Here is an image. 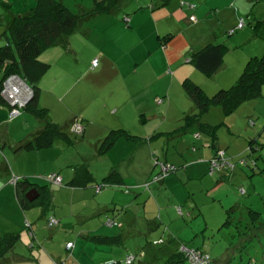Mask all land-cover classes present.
I'll list each match as a JSON object with an SVG mask.
<instances>
[{
	"label": "crops",
	"instance_id": "1",
	"mask_svg": "<svg viewBox=\"0 0 264 264\" xmlns=\"http://www.w3.org/2000/svg\"><path fill=\"white\" fill-rule=\"evenodd\" d=\"M59 1L72 12L76 7L81 14L95 1L103 0H92L90 8L82 0H73L75 6L70 7ZM249 2L119 0L111 13L97 16L116 19L81 20L73 34L40 55L39 60L49 64V70L39 81L38 106L46 109L48 120L74 142L68 145L64 136L54 134L50 142L39 145L37 138L44 131V122L23 109L18 117L10 119L9 107L0 106V237L11 234L20 239L0 264H106L123 261L130 254L139 255L136 264H154L175 255L181 241H193L192 247L208 252V238L205 232L201 237L198 229L200 224L208 229L213 218L194 202V190L189 191L186 182L200 180L201 174L214 182L205 174L210 156L189 162L201 171L191 173L195 179L187 172L170 175L163 184L145 191L141 186L151 174L149 150L153 151V135L146 142L147 118L158 117L156 101L165 97L169 101L172 90L181 88L186 79L208 96L223 88L218 83L207 90V77H201L188 58L210 43L224 44L227 55L217 75L226 66L227 57L234 54L231 52L257 46L259 29L242 28L244 17L252 16ZM253 2L264 6V0ZM35 5L36 0H0V47L6 45L1 36L13 19L26 15ZM190 17L195 22H190ZM260 19H264V11L255 21ZM240 21L242 30L237 34L235 28ZM261 29L264 34V26ZM225 35L231 36L230 44L225 42ZM94 60L98 61L97 71L91 67ZM78 66L82 69L76 70ZM107 70V78L97 80L92 75ZM235 72L234 65L231 74ZM76 121L82 124L81 135L71 133ZM119 130L145 142L119 139L108 152L99 154L108 134ZM113 172L117 176L96 193L97 185ZM48 175L60 176L61 185L47 182ZM219 176L216 186L224 179ZM13 178L32 185L25 194L36 189L38 196L31 203L26 200L28 207L21 204ZM209 186L202 190L210 194ZM38 188H43L45 195ZM179 208L189 215L191 223L185 225L177 219ZM224 209L220 207L219 216ZM98 215L103 218L95 220ZM164 215L170 220L168 232L161 222ZM51 218L57 221L54 227L49 226ZM110 221L117 226L109 227ZM158 239L168 244L159 258L152 256L150 250L155 247L149 245ZM67 244H71L70 249ZM212 261L228 264L224 256Z\"/></svg>",
	"mask_w": 264,
	"mask_h": 264
},
{
	"label": "rangeland",
	"instance_id": "2",
	"mask_svg": "<svg viewBox=\"0 0 264 264\" xmlns=\"http://www.w3.org/2000/svg\"><path fill=\"white\" fill-rule=\"evenodd\" d=\"M64 1L69 7L75 6L73 0ZM81 3H83L86 8L92 6V0H82ZM249 4V11L252 12V16L250 15V19L244 17L245 25H243L242 28L245 30L254 29L256 26V17L264 11L262 3L257 4L251 0ZM73 12L79 14L76 7H74ZM92 19L116 18L109 15ZM238 25L237 28H235L237 34L242 30ZM259 31L258 40H256L258 45H254L253 47L247 46L246 48H240L236 52H231L234 54H230V56L227 57L226 66L223 70L217 75L207 78L205 85L207 90H213L218 83H222L223 88L221 89H229L239 79L247 61L252 57L259 58L263 55L264 34L262 29ZM229 39H231V36L225 35L224 40L227 44H230L232 41ZM234 39H237V36ZM92 49L93 48H90V51H92ZM250 49H252L250 55L245 56ZM87 51L88 49H86V52ZM226 55L227 53L225 56ZM234 56L237 61L233 58ZM234 65L238 72L231 74ZM76 68V70L82 69V67L79 66ZM98 68L99 67L92 68V70L97 71ZM56 73H58V70ZM51 75L57 76L55 74ZM92 75L99 80L110 76V72L107 70L104 72L92 73ZM181 93H183V91L179 87L172 90V98L169 101L167 97L163 98L164 100L156 101L160 109L158 110L159 116L156 118H147L148 129L146 133L148 138H146V142L150 140L151 135L154 136L156 133H163L161 136L153 139V151L149 150V165L151 167L149 180L152 179V174L155 172L152 170V152H155L156 156L160 157V161L165 162L166 160L169 165L174 166L176 172L171 174V176L187 172L189 178L192 179H195V176L191 174L192 172H200L201 174V171L196 168L199 166H193L189 162L198 161L208 156L211 157V150L209 148L210 139L205 135H202L201 139H197L196 136H194L195 133H199L195 128L196 126L189 129L186 134L181 136H178L176 133V135L170 134V132H172L171 130H175L181 126L182 120H180V118H183V114L188 113L190 106H193L184 95L178 96ZM215 93H211L209 97L213 96ZM56 105L60 107V104ZM201 122L215 127L216 144L218 148L225 153V157L228 159L230 165L234 166L232 171L222 168L211 177V180L214 182L220 180L219 175H222V178L224 177L219 186H216V183L208 179L206 180L202 174V176L199 175L200 180L198 178L196 180H191L189 183L186 182V180H182L183 183L186 182V184L189 185V191L192 192V190H194V195H192L194 202H196L199 207L201 206L200 208H202L203 213L207 215L208 218H213L209 223V228L206 229L204 233V236L208 238L210 243H208V253L212 259L224 256L228 264H264V87L262 88L261 97L259 99L245 102L230 116H224L219 108L213 107L201 118ZM72 137H74V139L77 138L76 136ZM156 142L158 143L156 144ZM148 145L149 144H147V146ZM250 146L252 150L249 149ZM210 157L207 159L210 160ZM205 169V174L208 176V167ZM208 185H210L209 188L211 189L210 194L202 190L204 186ZM141 188L148 191L143 186H141ZM239 189L243 191V195L239 193ZM89 204L91 203L89 202ZM159 204L162 206L163 203L160 201ZM221 206L225 208L224 212L220 213V215L223 216H219V209ZM217 209L218 212L216 211ZM249 210L257 214L253 219L254 221L250 218L251 215ZM101 218H103V216L98 215L94 219L97 220ZM177 219L183 224L192 222V219L187 220L185 217H183L185 220H181L180 217ZM161 222L164 232H168L167 225L168 222H170L169 218L164 215L161 218ZM225 222L229 223V228H224L221 232L217 233L216 230L221 227V225L223 226ZM246 225L251 227L250 232L245 230ZM236 227L238 230L235 229ZM202 228L203 225L200 224L198 230H202ZM246 232H248L249 235H255L249 247V238L243 237L242 239L244 240H240L238 237L239 234H245ZM244 243H248L245 248L242 247ZM167 247L168 244H162L158 247L151 248L152 250H150V253L152 256H157L159 258L163 253V249ZM217 252L224 254L220 255ZM166 262L167 259L163 262L161 259H158L154 264H166ZM136 263L135 261V264Z\"/></svg>",
	"mask_w": 264,
	"mask_h": 264
},
{
	"label": "trees",
	"instance_id": "3",
	"mask_svg": "<svg viewBox=\"0 0 264 264\" xmlns=\"http://www.w3.org/2000/svg\"><path fill=\"white\" fill-rule=\"evenodd\" d=\"M118 3L119 0L95 1L93 7L89 11H82L81 14L77 15L59 0H36L35 7L26 15L15 17L2 34L1 39L6 43V45L0 47V94L3 84L2 82L11 75L21 78V80L31 89L32 98L25 105L23 110L28 111L36 119L43 121L45 124L42 135L37 138V143L39 145H44L45 143L50 142V139L54 134L64 136L63 138L66 140L68 145H73L74 142L70 135L61 133L58 126L48 120V111L38 106V98L40 94L39 81L49 70V64L39 60L40 55L51 46L57 44L62 38H67L73 34L81 20H92V18L97 16L109 14L118 6ZM262 26H264V19H260L256 22L254 31L256 32L258 29L260 30ZM227 50L228 49L224 44L210 43L197 52L192 53L188 58V63L200 74L210 78L222 68L223 59ZM263 87L264 53L259 58L252 57L247 61L239 79L232 87L226 90L220 89L211 97H209L202 90V88L197 86L190 79H186L182 82L181 88L183 94L185 98L192 103V111L184 114L181 126L170 132V134H178V136H181L186 134L189 129L196 126V130L199 131L196 135L197 139H201L202 135H205L210 139L209 148L211 150V158L208 161V176L213 177L214 174L222 168L232 171L234 166L230 165L228 159L225 157V153L222 152L216 144L215 127L202 123L201 118L208 113L210 108L213 107L219 108L224 116H230L245 102L259 99L261 97ZM0 106H8L3 98H1V95ZM76 123L81 124L76 121L72 123V126ZM162 134L163 133H157L151 139H156ZM119 139H125L132 143L139 144L145 142V140L138 139L124 130L111 131L101 143L99 154H105L108 152ZM249 149L252 150V147L250 146ZM219 152L223 153L222 157L218 156ZM154 158L163 164L169 165L167 162L160 161L159 157L156 155H152V170L155 172L152 174V179H148V181L143 185V187L148 191L151 185L163 184L166 177L176 172L175 169L174 171L168 172L160 180L153 181L156 174L155 169L157 168L154 166ZM212 161L216 162V166L213 167L211 165ZM81 171L82 168L78 169L77 173L79 174ZM83 172H86L85 168L83 169ZM89 176L90 175L85 178H89ZM116 176V173L113 172L97 186L101 188L100 190L104 189ZM31 186L32 185H30L26 180L21 183H16V192L21 204L24 207L29 206L25 199V192ZM38 190L44 194L43 188H38ZM124 191L128 190L125 189ZM239 193L243 195V191L241 189H239ZM178 210V214L181 218L185 217L187 220L190 219L189 215L184 214L181 208ZM249 212L251 215L250 218L254 221L253 219L257 216V214L254 213V211L249 210ZM110 222L111 225H108L109 222H107L109 227L117 226V223L114 221ZM228 224V222H225L223 226L221 225L218 232H221L224 228L228 229ZM235 229L238 230L237 227ZM245 230L250 232L251 227L246 225ZM204 232L205 230L202 229L199 232V235L203 237ZM248 232L245 234H239L238 237L240 240L243 237L249 238V244L247 243L249 247L255 235H249ZM19 240L18 235L7 234L0 237V262L3 261L8 252L15 248V246L19 243ZM108 242L112 243L113 241L110 240ZM164 243L163 239H158L157 241H152L149 245L151 247H158ZM192 243L193 241H181L177 253L167 259L166 264H189L183 248L207 254L211 260V264H213L210 254L203 250L202 247H192ZM247 244L244 243L242 247L245 248ZM128 257H132L130 264H135L139 255L130 254L123 261H112L106 264H126L125 262Z\"/></svg>",
	"mask_w": 264,
	"mask_h": 264
},
{
	"label": "built area",
	"instance_id": "4",
	"mask_svg": "<svg viewBox=\"0 0 264 264\" xmlns=\"http://www.w3.org/2000/svg\"><path fill=\"white\" fill-rule=\"evenodd\" d=\"M125 21H128L127 19ZM190 22H195L194 17L189 18ZM239 28L242 27V21H240ZM98 66V61L94 60L92 62V68H96ZM1 97L7 103L9 107V118L14 119L20 115V111L25 107V105L32 98L31 89L18 77L15 75H11L3 81L2 89H1ZM159 101V100H158ZM83 131V127L81 124H74L72 126V132L76 135H81ZM198 137V136H197ZM223 153L219 152L218 156L222 157ZM213 167L216 166V162L212 161L211 164ZM154 166L157 167L156 174L153 178V181L160 180L163 178L168 172L174 171L175 168L170 165L163 164L154 158ZM47 182L60 186L61 185V177L58 175H48L46 177ZM12 183H17V178L12 179ZM101 188L97 187L96 192H99ZM127 192V191H125ZM179 213V211H178ZM57 224L55 219L49 220V226L54 227ZM111 225V222L108 223ZM71 244H67V249H70ZM185 256L189 264H211V260L207 254H202L198 251L184 249ZM132 261V257H128L126 260V264H130Z\"/></svg>",
	"mask_w": 264,
	"mask_h": 264
},
{
	"label": "water",
	"instance_id": "5",
	"mask_svg": "<svg viewBox=\"0 0 264 264\" xmlns=\"http://www.w3.org/2000/svg\"><path fill=\"white\" fill-rule=\"evenodd\" d=\"M38 196V193L36 189H30L26 194H25V199L31 203L33 202Z\"/></svg>",
	"mask_w": 264,
	"mask_h": 264
}]
</instances>
